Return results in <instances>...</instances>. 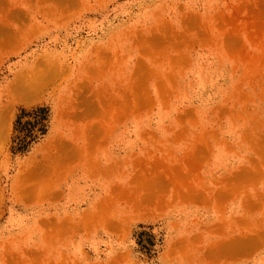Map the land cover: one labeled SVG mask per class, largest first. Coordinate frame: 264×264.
<instances>
[{"label": "rangeland", "instance_id": "obj_1", "mask_svg": "<svg viewBox=\"0 0 264 264\" xmlns=\"http://www.w3.org/2000/svg\"><path fill=\"white\" fill-rule=\"evenodd\" d=\"M0 264H264V0H0Z\"/></svg>", "mask_w": 264, "mask_h": 264}, {"label": "bare ground", "instance_id": "obj_2", "mask_svg": "<svg viewBox=\"0 0 264 264\" xmlns=\"http://www.w3.org/2000/svg\"><path fill=\"white\" fill-rule=\"evenodd\" d=\"M29 87V86H28ZM31 88V87H30ZM30 88H28L29 90H31ZM34 88H35V86H34Z\"/></svg>", "mask_w": 264, "mask_h": 264}]
</instances>
